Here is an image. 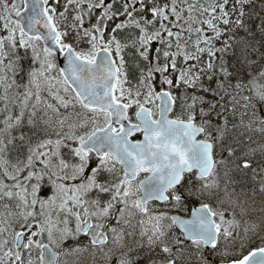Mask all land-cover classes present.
Masks as SVG:
<instances>
[{
	"label": "snow or ice",
	"instance_id": "snow-or-ice-1",
	"mask_svg": "<svg viewBox=\"0 0 264 264\" xmlns=\"http://www.w3.org/2000/svg\"><path fill=\"white\" fill-rule=\"evenodd\" d=\"M0 264H264V0H0Z\"/></svg>",
	"mask_w": 264,
	"mask_h": 264
},
{
	"label": "trees",
	"instance_id": "trees-1",
	"mask_svg": "<svg viewBox=\"0 0 264 264\" xmlns=\"http://www.w3.org/2000/svg\"><path fill=\"white\" fill-rule=\"evenodd\" d=\"M257 6H259L260 0H255Z\"/></svg>",
	"mask_w": 264,
	"mask_h": 264
}]
</instances>
